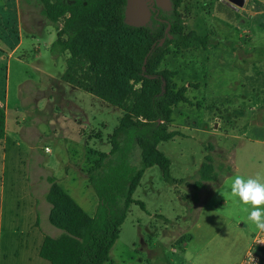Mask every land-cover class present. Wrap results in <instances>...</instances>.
I'll return each mask as SVG.
<instances>
[{"label":"rangeland","instance_id":"374dc122","mask_svg":"<svg viewBox=\"0 0 264 264\" xmlns=\"http://www.w3.org/2000/svg\"><path fill=\"white\" fill-rule=\"evenodd\" d=\"M19 1L20 22L17 0H0V43L14 49L24 42L13 58L0 52V95L8 112V136L0 151L5 200L0 251L2 264H49L29 244L36 243L31 194L42 213L40 241L43 234L61 233L49 222L51 207L44 203L48 176L57 177L95 216L99 199L89 163L111 151L122 113L64 81L63 93L53 96L54 79H63L67 57L51 52L56 30L43 17L42 6ZM262 1L246 0L238 10L226 0L185 1L181 12L187 32L208 41L187 50L169 47L160 68L173 73L177 88L188 89V102L175 106L170 125L177 136L158 145L171 163L172 180L158 166L145 170L106 264H240L260 232L247 220L245 206L227 193L235 175L264 171V19L251 22L246 11ZM152 14L129 8V23L151 25ZM208 158L217 180L197 192ZM129 163L135 171L142 168L139 149L129 155ZM123 203L120 196L118 205ZM16 216L23 226L17 230L11 225Z\"/></svg>","mask_w":264,"mask_h":264},{"label":"trees","instance_id":"16d2710c","mask_svg":"<svg viewBox=\"0 0 264 264\" xmlns=\"http://www.w3.org/2000/svg\"><path fill=\"white\" fill-rule=\"evenodd\" d=\"M26 1L41 5L43 17L56 30L51 52L67 57L63 81L122 113L111 136V151L96 153L98 158L89 163L88 176L99 199L95 216L55 176L48 177L49 222L62 234L56 238L44 235L39 255L50 264H106L145 170L158 166L164 178L172 180L171 163L158 145L177 136L170 125L175 106L188 102V89L177 88L173 73L160 69L167 50L171 46L178 50L201 47L208 38L187 32L181 12L186 0H171L170 10L156 7L152 24L141 27L128 24L127 0ZM5 136L6 112L0 106V141ZM134 149L141 156L138 171L129 163ZM199 178L197 192L205 182L217 180L210 158L200 168ZM120 196H124L123 206L118 205Z\"/></svg>","mask_w":264,"mask_h":264},{"label":"crops","instance_id":"0c3cea01","mask_svg":"<svg viewBox=\"0 0 264 264\" xmlns=\"http://www.w3.org/2000/svg\"><path fill=\"white\" fill-rule=\"evenodd\" d=\"M27 3H28V1H27ZM32 3H33V1H32ZM17 4H18V11H19V19L21 18V16H22V12H21V5H20V1L19 0H17ZM28 4H31L30 2L28 3ZM29 7H31V6H29ZM27 10H29L28 8H27ZM247 11V13L248 14H251V16H252V20H251V22H253V20H255V19H258V18H260V19H264V2L262 1V2H258L256 5H254V6H252L251 8H249V9H247L246 10ZM36 18H38V15L37 16H35ZM22 19V18H21ZM21 19L19 20V22L21 21ZM23 44H24V42H23V40H20V42L17 44V46H15V48L14 49H11V48H8L7 46H5L4 44H2V43H0V52L2 53V54H7V53H9V55H10V57H12L13 58V56H14V54L23 46ZM1 59L2 60H4V57H1ZM55 80V84H56V86H55V90H52V94H53V96H55L56 97V93L57 92H62V82H63V79H54ZM65 82V81H64ZM70 85V84H69ZM71 86V85H70ZM73 87V86H72ZM63 93V92H62ZM4 99V100H6V97L5 98H2V96L0 95V106L3 108V109H5V112H6V136H5V139H3V140H1L0 141V151L2 150L1 149V146H2V144L5 142V140H6V138H7V136H8V112H7V109H6V107L2 104V100ZM46 150V149H45ZM50 150V149H49ZM51 151V150H50ZM107 154H108V152H107ZM92 155H94V154H92ZM49 177V176H48ZM48 177H47V179H48ZM57 178V177H56ZM58 179V178H57ZM48 181V180H47ZM49 183V182H48ZM67 192V191H66ZM48 193V192H47ZM31 194V193H30ZM69 194V193H68ZM32 195V204H33V208H34V213H35V222H33V224L31 225V230H32V233H33V237H34V240H35V244H33V243H29L30 244V246L31 247H35L36 248V251H37V253L38 254H40V249H41V246H42V243H43V240H44V235L45 234H43V237L41 238V241H40V236H39V234H41V233H43V232H41L40 231V216H41V212L38 210V208L36 207V199H35V197H34V195L33 194H31ZM46 195L47 194H45V196H44V203H45V200L47 201V199H46ZM4 196H3V194L1 193L0 194V217H1V220H0V228H2L3 226H4V211H3V206H4ZM46 204V203H45ZM50 207H51V205H50ZM50 211H51V208H50V210L48 211V213H49V215H50ZM44 215H47V213H45ZM18 216H16V218H15V220H17L16 222L15 221H11L12 223H11V225H14L15 226V228H16V230L19 228V229H21L23 226H22V224H18V218H17ZM15 230V231H16ZM61 231V230H60ZM35 234H37V237L35 236ZM62 234V231H61V233L60 234H57V236L56 237H59L60 235ZM52 237V236H51ZM56 237H54V238H56ZM33 240V239H32ZM250 249V245H249V247L247 248V251H246V253L248 252V250ZM246 253H245V255H246ZM39 257H40V255H39ZM245 257V256H244ZM4 255H2L1 254V251H0V264H2V262H3V260H4ZM41 258V257H40ZM42 259V258H41ZM244 259V258H243ZM42 260H44V259H42ZM48 262V261H47ZM242 262H243V260H242ZM242 262L240 263V264H242ZM49 264H50V262H48ZM37 264H45V263H43L42 261H38L37 262Z\"/></svg>","mask_w":264,"mask_h":264},{"label":"clouds","instance_id":"9594fccd","mask_svg":"<svg viewBox=\"0 0 264 264\" xmlns=\"http://www.w3.org/2000/svg\"><path fill=\"white\" fill-rule=\"evenodd\" d=\"M224 198L225 192H220ZM232 198H238L248 213L247 220L261 232H264V171L245 178L235 175L227 193Z\"/></svg>","mask_w":264,"mask_h":264},{"label":"water","instance_id":"95a60500","mask_svg":"<svg viewBox=\"0 0 264 264\" xmlns=\"http://www.w3.org/2000/svg\"><path fill=\"white\" fill-rule=\"evenodd\" d=\"M227 4L235 9L238 10L245 6L246 0H226ZM149 3L152 4L151 7H149ZM157 5L161 9H171V0H127V7H126V15L128 24L135 27H141L142 25L139 24H130L129 18H128V9L131 8L132 13L136 14H144L147 13L151 16L152 12L155 10L154 6ZM159 13V12H158ZM168 32V30H167ZM166 38H164L160 46H162L165 42Z\"/></svg>","mask_w":264,"mask_h":264},{"label":"built area","instance_id":"2783aa9c","mask_svg":"<svg viewBox=\"0 0 264 264\" xmlns=\"http://www.w3.org/2000/svg\"><path fill=\"white\" fill-rule=\"evenodd\" d=\"M46 152H50L49 148H46ZM242 264H264V232L256 235Z\"/></svg>","mask_w":264,"mask_h":264},{"label":"flooded vegetation","instance_id":"af4514ba","mask_svg":"<svg viewBox=\"0 0 264 264\" xmlns=\"http://www.w3.org/2000/svg\"><path fill=\"white\" fill-rule=\"evenodd\" d=\"M151 6H152V4L149 3V7H151ZM154 9L156 10V5L154 6ZM155 10H154V11H155ZM154 11H153V12H154ZM157 14H158V12H157Z\"/></svg>","mask_w":264,"mask_h":264}]
</instances>
